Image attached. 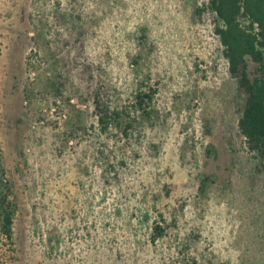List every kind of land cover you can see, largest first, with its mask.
<instances>
[{"label": "rangeland", "instance_id": "rangeland-1", "mask_svg": "<svg viewBox=\"0 0 264 264\" xmlns=\"http://www.w3.org/2000/svg\"><path fill=\"white\" fill-rule=\"evenodd\" d=\"M209 3L0 0L18 264H264V162L240 131L246 96ZM148 77L158 92L135 149L101 159L94 90L130 105ZM158 211L169 236L153 245Z\"/></svg>", "mask_w": 264, "mask_h": 264}, {"label": "trees", "instance_id": "trees-1", "mask_svg": "<svg viewBox=\"0 0 264 264\" xmlns=\"http://www.w3.org/2000/svg\"><path fill=\"white\" fill-rule=\"evenodd\" d=\"M208 9L214 14L216 34L223 46L230 74L237 79L246 96L239 121L240 131L249 150L264 162V0H210ZM75 40L76 46L81 49L80 37ZM249 61L257 65L254 77L249 71ZM148 79L139 82L130 105L114 104L105 84L94 90L95 118L100 135L107 137L98 149L101 159L111 163V154L116 150L135 149L142 123L153 116L158 92L157 88L148 84ZM209 152L213 154L215 148L210 147ZM1 155L0 147V264H18L15 237L17 206L11 198L13 189ZM212 179L210 175L201 178V192L206 190ZM145 216L150 227V242L157 245L169 236L167 218L162 211H158V217L151 224L149 212Z\"/></svg>", "mask_w": 264, "mask_h": 264}]
</instances>
